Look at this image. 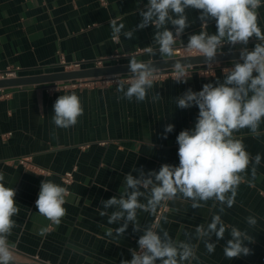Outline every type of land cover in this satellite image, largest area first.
<instances>
[{
    "label": "crops",
    "instance_id": "crops-1",
    "mask_svg": "<svg viewBox=\"0 0 264 264\" xmlns=\"http://www.w3.org/2000/svg\"><path fill=\"white\" fill-rule=\"evenodd\" d=\"M146 3L147 0H0V73L19 68L18 78L88 69L98 67L99 62L102 66L125 64L129 57L143 62L168 59L161 58L158 52L155 57L144 52L149 45L158 47L151 25L134 31L131 39L123 35L136 28L140 21L137 8ZM257 13L258 26L264 32V0ZM199 14L200 10H186L192 25L181 36L185 46L188 36L200 31ZM117 16L122 17L118 22L124 23L125 28L119 41H113L109 20ZM169 28L174 31L173 26ZM208 31L216 32L214 20L209 22ZM257 42L255 37L250 38L248 49ZM185 46L178 41L175 47L177 50ZM230 47L222 51H229ZM239 48L237 45L232 50ZM61 58L73 68L63 66ZM231 66L219 64L211 76L201 74L204 67L190 70L186 83L173 81L171 73L160 74L143 102L120 99L122 93L117 92L114 80L66 87L58 84L0 89V173L5 185L16 189L19 207L18 215L13 217L17 226L9 237L15 246V263L120 264L121 260H131L129 250L138 248L142 233L134 232L130 223L123 236L113 239V232V237H109L108 229L119 225H109L107 217L99 215L103 210L101 201L123 192L128 173L138 176L139 170L145 174L159 171L165 163L179 165L176 137L182 130L194 129L199 109H180L175 98L189 88L200 91L204 84L215 83L217 78L222 82L223 68ZM155 92L162 96L157 102L152 101ZM71 93L80 97L83 115L75 126L58 128L52 122L53 104L58 96ZM169 123L174 130L165 139V126ZM258 131L259 136L248 128L234 132L253 162L242 174L244 180L238 186L234 206L225 207L221 214L229 228L214 253L208 254L204 243L195 239V227L202 223L206 226L214 214H219L218 202L201 201L203 207L193 209L190 199L172 200L158 225V232L166 230L174 240L198 245L199 260L192 264H264V118ZM257 154L261 155V162L253 180L251 169ZM21 159L30 160L49 175L27 170L19 163ZM68 172H74L70 185L63 181ZM44 179L69 191L64 205L66 215L59 225L40 215L36 207ZM140 201L146 203L144 197ZM107 211L110 215L114 209ZM155 216L156 213L138 210L141 228L152 226ZM248 216L257 219L255 227L247 224ZM231 226L254 237V242L247 244L252 254L232 260L224 256ZM43 228H47V233L40 235ZM212 242H216L215 236Z\"/></svg>",
    "mask_w": 264,
    "mask_h": 264
},
{
    "label": "clouds",
    "instance_id": "clouds-1",
    "mask_svg": "<svg viewBox=\"0 0 264 264\" xmlns=\"http://www.w3.org/2000/svg\"><path fill=\"white\" fill-rule=\"evenodd\" d=\"M262 0H147L143 8H137L140 21L134 30L123 32L125 38L131 39L134 31L151 25L155 29L154 42L158 47H145L144 52L155 57L173 61L171 78L178 83H186L191 77L187 71L190 63L184 59H175L174 53L181 36L192 23L188 21L186 10H200V31L188 36L185 48L196 57H203V64L210 69L219 66L218 54L224 45H230L229 51L239 48V59L232 60L231 67L223 68V81L218 78L215 83H206L202 90L189 88L175 98L176 107L188 109L197 106L199 113L192 130L180 131L176 137L179 165L162 164L159 171L147 174L139 170L138 176L128 173L124 177L123 192L102 200L103 210L99 215L107 217L109 225L118 224L115 229L109 228L107 235L123 236L131 223L133 231L142 233L138 239V249H130L132 259L121 260L120 264H192L199 260L196 255L197 244L190 241L172 239L168 231L158 232L154 227L141 228L137 215L138 210L155 214L165 201L178 198L190 199L191 207H203V202H218L219 214H214L206 226L202 223L195 227V239L204 243L208 254L214 253L217 244L225 238L227 226L221 218L225 207L235 204L237 189L244 180V174L253 158L246 151L243 142L234 136V132L250 129L251 134L259 136V125L264 118V32L258 26L257 9ZM122 17L109 20L113 41H119L124 23L118 22ZM215 21L216 32L209 33L210 21ZM174 27V31L169 26ZM257 43L250 51L247 47L250 38ZM129 76L127 80L114 76L120 99L137 102L146 100L149 90L160 74L153 61L143 62L135 57L128 58ZM215 74V72H214ZM127 85V87H126ZM162 96L155 92L152 101L157 102ZM52 122L58 128L68 129L78 123L84 109L80 97L75 94L58 96L53 104ZM174 130V125L165 126L164 137ZM261 162V155L254 157L251 169L252 179L256 176V166ZM133 171L137 169L133 168ZM251 183V181H250ZM66 187L51 180L44 179L40 184L36 207L38 213L59 225L66 215ZM16 189L7 187L4 175L0 173V264H15V246L9 237L17 222L13 219L19 213L15 200ZM144 197L146 203L140 198ZM215 207V204L213 205ZM108 209H114L109 215ZM250 227H255L257 219L246 217ZM47 228L40 231L45 235ZM213 236L216 242H212ZM230 238L223 247L224 256L232 260L252 254L247 246L254 242V237L246 230L231 226Z\"/></svg>",
    "mask_w": 264,
    "mask_h": 264
},
{
    "label": "water",
    "instance_id": "water-1",
    "mask_svg": "<svg viewBox=\"0 0 264 264\" xmlns=\"http://www.w3.org/2000/svg\"><path fill=\"white\" fill-rule=\"evenodd\" d=\"M250 51L252 49H249ZM223 54L217 55V60L219 64L231 63L232 60L239 59V49L231 51H222ZM175 59H184L183 62L190 63L187 71L196 70L200 67H205L203 64V57L187 56V57H174ZM149 62V61H146ZM155 67L160 69V74L166 72L171 73L170 68L173 65V61H168V59L154 60ZM128 63L116 64V65H106L92 67L88 69L81 70H70L57 72L52 74H43L30 77H18L14 79L0 80V89L18 88L26 86H48L53 87L61 84V86H66L72 83H95L103 80H114V76L119 75L120 78L129 76ZM159 74V75H160ZM17 264V263H15Z\"/></svg>",
    "mask_w": 264,
    "mask_h": 264
},
{
    "label": "built area",
    "instance_id": "built-area-1",
    "mask_svg": "<svg viewBox=\"0 0 264 264\" xmlns=\"http://www.w3.org/2000/svg\"><path fill=\"white\" fill-rule=\"evenodd\" d=\"M102 5H106V2L105 1H102L101 2ZM230 45H224V47H229ZM175 54L177 57L181 56V57H187V56H195L194 54H192L191 52H189L186 48H179L175 51ZM61 64L63 66H65L67 69H72L73 67L72 66H68L66 61L64 60V58H61ZM98 66H102V63L99 62L98 63ZM77 67V66H75ZM215 66H213L214 68ZM18 70L19 68H8L6 70V72L4 73H0V80H6V79H14V78H17V75H18ZM201 74L203 76H211L213 74V69H210V68H207L206 66L204 67V69L201 71ZM66 87V86H64ZM19 163L21 165H23L27 170L33 172V173H36L38 175H42V176H47L49 175V172H47L46 170L44 169H41L37 166H35L34 164L31 163L30 160L28 159H21L19 160ZM73 173L74 172H68L64 175L63 177V181L66 185H70L73 183L74 181V176H73ZM68 191V190H67ZM68 194H69V191H68ZM169 203L170 201H165V202H162L160 208L158 209V211L156 212V216H155V219H154V222H153V225L152 227L155 228V230H157L158 228V225L163 217V215L169 210ZM139 247V246H138ZM138 249V248H137ZM38 261V260H37Z\"/></svg>",
    "mask_w": 264,
    "mask_h": 264
}]
</instances>
